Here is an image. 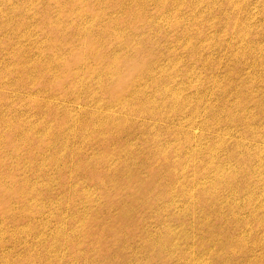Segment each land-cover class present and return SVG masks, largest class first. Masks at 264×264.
I'll list each match as a JSON object with an SVG mask.
<instances>
[{
	"label": "rangeland",
	"instance_id": "374dc122",
	"mask_svg": "<svg viewBox=\"0 0 264 264\" xmlns=\"http://www.w3.org/2000/svg\"><path fill=\"white\" fill-rule=\"evenodd\" d=\"M0 264H264V0H0Z\"/></svg>",
	"mask_w": 264,
	"mask_h": 264
}]
</instances>
